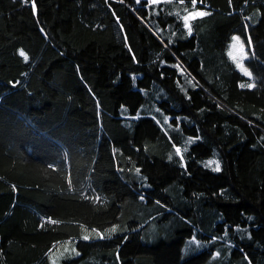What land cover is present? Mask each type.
<instances>
[{
    "label": "trees",
    "instance_id": "trees-1",
    "mask_svg": "<svg viewBox=\"0 0 264 264\" xmlns=\"http://www.w3.org/2000/svg\"><path fill=\"white\" fill-rule=\"evenodd\" d=\"M69 239L63 264H264V0H0V264Z\"/></svg>",
    "mask_w": 264,
    "mask_h": 264
},
{
    "label": "rangeland",
    "instance_id": "rangeland-1",
    "mask_svg": "<svg viewBox=\"0 0 264 264\" xmlns=\"http://www.w3.org/2000/svg\"><path fill=\"white\" fill-rule=\"evenodd\" d=\"M194 12H202V11L196 10ZM194 12H191V13H194ZM186 16H188L189 19L185 22L187 25L191 27L190 21H191V18L193 17L190 16L189 14H186ZM236 38H238V40ZM227 53L229 55V58L235 64L236 68L240 70V72H242L246 76V78L242 80L241 85H251V87H253L255 85V81L253 79V73L251 72V70L246 64V60L249 58V55H250L249 45L238 33H235L232 35L228 43V46H227ZM245 87H248V86H245ZM166 121L168 120L167 118L164 117L163 123H165ZM212 161L218 162L219 170H220L221 160L217 156L208 157L204 159L203 163L204 165L215 169L216 163H209ZM90 235H92L91 230L84 233V236L89 237ZM197 241L198 239L195 235L193 238H191L186 243L183 249L184 250L183 253L185 257L192 255L198 251H201L204 245L201 242L198 243ZM78 255H79V250L77 248L76 240H69V241L60 243L54 250L50 252L49 257H50L52 264H63L64 260L72 259Z\"/></svg>",
    "mask_w": 264,
    "mask_h": 264
},
{
    "label": "snow or ice",
    "instance_id": "snow-or-ice-1",
    "mask_svg": "<svg viewBox=\"0 0 264 264\" xmlns=\"http://www.w3.org/2000/svg\"><path fill=\"white\" fill-rule=\"evenodd\" d=\"M152 2H153V3H156L157 0H152ZM181 2H183V0H181ZM192 4H193V7L195 8L196 0H192ZM206 14H207V13H205V12H194V13H190L189 15L192 16V17L194 18L195 16H203V15H206ZM184 19H185V21H187V20L189 19V17L186 16V17H184ZM186 26L189 27V32H190V31H191L190 26L187 25V24H186ZM236 39L238 40V38H236ZM20 55H21V56H24L25 59H27L26 54H25L22 50H21V52H20ZM245 86L251 87V85H241V87H245ZM177 152H179V149H177ZM209 163H216V168H215L214 170L219 171V164H218V162L212 161V162H209ZM53 223H54V221H53ZM115 230H116V229L113 228V229H111L110 231H115ZM84 239H88V237L85 236Z\"/></svg>",
    "mask_w": 264,
    "mask_h": 264
},
{
    "label": "crops",
    "instance_id": "crops-1",
    "mask_svg": "<svg viewBox=\"0 0 264 264\" xmlns=\"http://www.w3.org/2000/svg\"><path fill=\"white\" fill-rule=\"evenodd\" d=\"M149 1L152 2V0H149ZM157 1H160V0H157ZM196 10H200V9H196ZM196 10L189 11L187 14H190L191 12H194ZM200 11L204 12V10H200ZM196 17H198V16H196ZM192 19L193 18H191V20ZM91 231H92V235H90L88 238H90V237H92V238H97V237L102 238V237H104V233L102 231H100V230L94 229V230H91ZM69 240H73V239H69ZM69 240H66V241H69ZM66 241H62V242L57 243L55 246H53L51 251L54 250L60 243H63V242H66ZM50 263L52 264L51 260H50Z\"/></svg>",
    "mask_w": 264,
    "mask_h": 264
}]
</instances>
